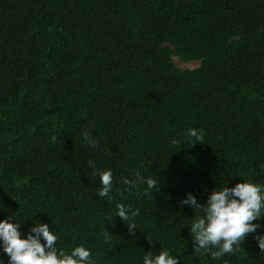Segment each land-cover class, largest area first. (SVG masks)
I'll return each instance as SVG.
<instances>
[{
  "label": "trees",
  "instance_id": "16d2710c",
  "mask_svg": "<svg viewBox=\"0 0 264 264\" xmlns=\"http://www.w3.org/2000/svg\"><path fill=\"white\" fill-rule=\"evenodd\" d=\"M97 170L113 173L111 202ZM137 172L159 191H125ZM242 182L264 190V0H0V222L21 239L42 223L93 264L163 250L179 264H264V207L234 255H194L205 213L181 201ZM118 203L139 209L134 236Z\"/></svg>",
  "mask_w": 264,
  "mask_h": 264
},
{
  "label": "clouds",
  "instance_id": "9594fccd",
  "mask_svg": "<svg viewBox=\"0 0 264 264\" xmlns=\"http://www.w3.org/2000/svg\"><path fill=\"white\" fill-rule=\"evenodd\" d=\"M187 137L189 141L194 139L198 142L196 144H203L202 129H188ZM84 139L90 147H98V141L90 137L89 133H84ZM171 143L178 146L180 142L173 139ZM93 175L99 176L102 185L98 190V196L106 197L111 202L113 199L110 195L113 190L112 171L97 170L93 172ZM122 182L128 186L125 191L129 192L136 190L140 184L146 183L145 196L152 195L153 190L159 191L158 182L155 179H145L138 172L134 179L122 178ZM262 191L264 190L260 185L242 182L233 188L224 187L219 191L213 190L206 204L197 203L196 198L188 193L181 204L205 213L204 216L198 217L190 228L194 255L199 257L202 253L209 252L211 248L217 249L211 252L213 259H219L225 254L234 255L236 251L234 245L238 248L248 234L256 233L260 228V225L253 221L261 219V209L264 207ZM116 208V216L122 219L129 233L134 236L137 230L134 220L139 215V209L132 210L131 206L125 207L119 203ZM13 218L15 217L10 219ZM19 227V224L9 223L7 220L0 222V241L3 242V250L9 257V264H93L90 250H86L83 245L75 247L71 254L58 250L56 247L58 237L50 231L47 224L37 223L26 239H21ZM103 235L107 243L111 234L105 231ZM41 239L45 243L42 244ZM254 239L261 252H264V235H256ZM144 264H179V260L171 256L167 250L161 251L157 256H153L149 251L144 256Z\"/></svg>",
  "mask_w": 264,
  "mask_h": 264
},
{
  "label": "rangeland",
  "instance_id": "374dc122",
  "mask_svg": "<svg viewBox=\"0 0 264 264\" xmlns=\"http://www.w3.org/2000/svg\"><path fill=\"white\" fill-rule=\"evenodd\" d=\"M173 60H174V63L176 64V66L181 70L195 69V68H198L200 66L199 61L183 62L177 57H174Z\"/></svg>",
  "mask_w": 264,
  "mask_h": 264
}]
</instances>
